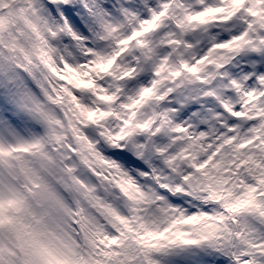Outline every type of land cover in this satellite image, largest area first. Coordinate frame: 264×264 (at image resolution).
Wrapping results in <instances>:
<instances>
[{
    "label": "snow or ice",
    "instance_id": "snow-or-ice-1",
    "mask_svg": "<svg viewBox=\"0 0 264 264\" xmlns=\"http://www.w3.org/2000/svg\"><path fill=\"white\" fill-rule=\"evenodd\" d=\"M0 264H264V0H0Z\"/></svg>",
    "mask_w": 264,
    "mask_h": 264
}]
</instances>
